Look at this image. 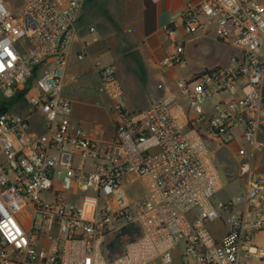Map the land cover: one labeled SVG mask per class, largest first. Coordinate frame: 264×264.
Returning a JSON list of instances; mask_svg holds the SVG:
<instances>
[{"label":"built area","instance_id":"2783aa9c","mask_svg":"<svg viewBox=\"0 0 264 264\" xmlns=\"http://www.w3.org/2000/svg\"><path fill=\"white\" fill-rule=\"evenodd\" d=\"M83 4L0 0V264H264L253 165L264 152V0L186 3L185 35L213 23L228 60L164 84L140 111L119 103L115 68L93 64L109 139L73 122L61 94ZM187 65L183 42L162 50L161 72ZM27 83L24 114L9 111ZM221 173L243 190L215 201ZM217 221L221 234L209 230Z\"/></svg>","mask_w":264,"mask_h":264},{"label":"crops","instance_id":"0c3cea01","mask_svg":"<svg viewBox=\"0 0 264 264\" xmlns=\"http://www.w3.org/2000/svg\"><path fill=\"white\" fill-rule=\"evenodd\" d=\"M103 1L84 0L80 18L87 16L93 19L97 16L103 26L94 27L90 23L88 29L93 27L94 30L91 33L88 30L87 33L89 34L85 35L79 28L77 29L73 55L70 57L66 69V76L70 79L72 77L74 79L78 75L93 73L94 57L103 51L111 52L114 61L112 66L115 68L116 76L117 78L119 76L120 79L126 78L128 81L127 90L130 91L131 89L132 92L141 90L143 93H150L152 96L157 94L154 88L158 89L161 83L169 82L171 85L174 79L186 77L192 71L222 65L219 63L202 65L196 70V65H192L190 62V46L197 40L206 39L216 45L219 43L215 38L214 24L206 22L207 28L204 32L185 36L186 39L183 44L188 67L164 72L159 69L162 50L173 41V31L178 26L181 27V10L186 3H196L200 0H134L137 7L133 11H127L126 17L123 14L124 10L121 11L120 9V11L115 12L113 8H105L102 4ZM98 2L99 4L101 2L102 6H99ZM117 16L123 18L118 19ZM96 24L98 23L96 22ZM93 33L97 34L88 42L85 38ZM221 44L223 45V43ZM78 52L84 54L81 61H77L74 57V54ZM121 88L123 99L120 98L119 103L124 108L130 111H140L149 104V101L144 100L140 105H135L125 94L127 91L124 84ZM72 101L74 102L72 105L73 122L80 123L86 130L100 129L104 139H109L113 135L114 115L107 100L103 105L98 106L78 103L74 99Z\"/></svg>","mask_w":264,"mask_h":264},{"label":"rangeland","instance_id":"374dc122","mask_svg":"<svg viewBox=\"0 0 264 264\" xmlns=\"http://www.w3.org/2000/svg\"><path fill=\"white\" fill-rule=\"evenodd\" d=\"M99 4V2H98ZM101 4V2H100ZM99 6H105V8H113L115 12L117 11H123L124 17L127 16V11H133L137 4L134 2V0H108L103 1V3ZM106 4V5H105ZM98 8V7H97ZM118 19H122V16H117ZM122 17V18H121ZM96 22L98 24H96ZM96 27L97 25L103 26V24H100L98 17L96 18H90V17H81L80 20L77 23V29L81 30L83 34H89L87 33L88 27L91 24ZM96 24V25H95ZM82 25V26H81ZM106 25V24H105ZM121 25V24H119ZM108 27L110 25L108 24ZM176 32V33H174ZM97 33L90 34L88 38H85L86 40H91V38L96 35ZM186 33L182 29V27L178 26L175 31H173L172 40L175 42H185L186 39ZM83 39V41H86ZM218 43V42H217ZM231 52V48L226 46L225 44H221L220 42L218 45L215 43H212L211 41H208L206 39H200L197 40L194 44L190 46V62H192V65H196V70H198L202 65H209V64H224L227 62L228 56ZM94 64H99L100 66H106V65H113V57L111 56V52L103 51L99 54H97L94 57ZM118 81L121 85H125L126 93L128 95V98L135 103V105H140L144 100L151 102L152 100L158 99L163 92L164 83L160 84V87L154 88L157 94L152 96L150 93H143L141 90H137L135 92H132L130 89L127 90L128 81L126 78H119ZM160 83V82H159ZM165 84H170L169 82H165ZM121 85V86H122ZM158 87V86H157ZM155 92V93H156ZM34 91L31 89V85L27 83L25 85V91H23V96L18 99H12V100H6L5 104L8 107L9 111H13L19 115H23L26 109V105L28 102V98L31 94H33ZM154 93V92H153ZM62 95H65L67 97H70L74 99V101L82 104H89V105H103L106 102V99L98 92L97 90V78L94 74V72L78 75L74 77V79H70V77L66 76V81L64 82V86L61 91ZM79 96V97H78ZM123 99V96L120 97ZM119 100V99H118ZM117 100V101H118ZM74 105V102L73 104ZM85 120V119H84ZM80 121H82L80 119ZM92 121V120H91ZM221 153H224L221 152ZM218 162L221 163L222 161H225V158L219 157L217 158ZM230 160H226V162H229ZM254 169L255 172L258 174L264 175V152L262 153H256L254 156ZM221 180H222V187L223 189L218 192L215 195V201H223L227 198L237 196L242 190V182L238 180L237 178H234L232 180L227 181L224 174L221 173ZM209 230L214 234H221L224 231V227L217 221L209 225ZM255 242L259 245L264 246V231L255 233L254 235ZM117 253L120 252V248L116 250Z\"/></svg>","mask_w":264,"mask_h":264}]
</instances>
